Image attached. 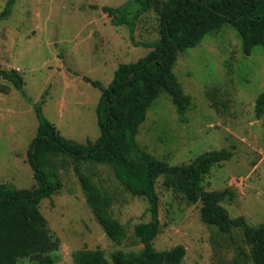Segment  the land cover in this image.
I'll list each match as a JSON object with an SVG mask.
<instances>
[{"label": "rangeland", "instance_id": "1", "mask_svg": "<svg viewBox=\"0 0 264 264\" xmlns=\"http://www.w3.org/2000/svg\"><path fill=\"white\" fill-rule=\"evenodd\" d=\"M9 0H0V13ZM168 0H151L152 7L136 21L137 42L160 38L161 11ZM104 6L124 7L129 18L138 9L134 0H15L0 20V67L16 69L24 79L18 90L0 77V183L20 189L37 186L29 162L41 103L47 119L65 137L79 143L101 135L97 105L101 89L85 80L111 84L121 63L135 62L152 48L134 45L130 28L116 24ZM174 73L190 103L179 112L172 97L161 93L148 108L136 141L140 148L170 165H187L212 150L232 151L229 160L214 164L202 185L208 191L229 190L221 201L231 217L243 216L249 225L264 222V114L255 105L264 91V48L246 55L236 28L225 23L196 46L179 51ZM63 187L43 198L39 208L57 243L51 255L55 264H76L79 250L102 249L112 253H139L143 244L134 234L138 223L151 218L145 197L132 194L111 166L81 162L84 172L112 197L110 211L125 226L121 241L110 239L97 220L67 154L51 156ZM156 181L160 233L156 250L186 247L183 264H253L252 245L242 229L223 233L201 218L202 201L191 204L184 194ZM17 264H39L32 257Z\"/></svg>", "mask_w": 264, "mask_h": 264}, {"label": "trees", "instance_id": "2", "mask_svg": "<svg viewBox=\"0 0 264 264\" xmlns=\"http://www.w3.org/2000/svg\"><path fill=\"white\" fill-rule=\"evenodd\" d=\"M134 1L139 7L130 18L121 6H104L103 10L116 19V24L129 26L134 45L143 44L152 49L135 62L121 63L107 87L85 77L101 89L96 108L100 137L87 143L69 139L47 119L41 103L35 105L39 128L31 144L29 162L37 186L20 189L12 183H0V264H17L25 257H32L39 264H55L50 253L57 243L49 233L39 203L63 187V180L51 161V156L59 153L67 154L75 162L87 200L110 239L117 242L124 239L126 228L110 211L111 195L94 182L93 174L82 170L81 162L111 166L132 194L147 199L151 214L149 221L134 228L135 236L143 244L139 253L118 250L112 253L110 261L102 249H83L75 254L76 264H183L184 245L169 250H156L153 246L161 226L156 190L161 175L166 176L165 185L182 192L189 203L202 201L201 218L206 224L216 226L223 233L242 229L246 241L252 245L248 257L253 264H264V222L253 227L243 216L231 217L221 205V201L231 196L230 191H208L202 185L214 164L231 158V150L207 151L190 164L170 165L140 148L136 141L148 108L161 93L172 97L179 112H184L190 103L174 73L179 51L196 47L208 33L225 23L236 28L246 55L252 54L255 46L264 48V0H168L161 11L160 38L153 42H137L134 37L136 21L152 7V2ZM14 2L8 1L0 20L9 15ZM0 77L23 90L24 79L16 69L8 71L0 67ZM255 110L259 117L264 114V91L256 100Z\"/></svg>", "mask_w": 264, "mask_h": 264}]
</instances>
